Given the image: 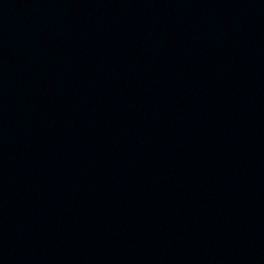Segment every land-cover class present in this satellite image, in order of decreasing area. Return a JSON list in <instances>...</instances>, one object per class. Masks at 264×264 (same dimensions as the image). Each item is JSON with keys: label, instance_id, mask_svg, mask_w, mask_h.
Segmentation results:
<instances>
[{"label": "water", "instance_id": "water-1", "mask_svg": "<svg viewBox=\"0 0 264 264\" xmlns=\"http://www.w3.org/2000/svg\"><path fill=\"white\" fill-rule=\"evenodd\" d=\"M0 264H264V0H0Z\"/></svg>", "mask_w": 264, "mask_h": 264}]
</instances>
